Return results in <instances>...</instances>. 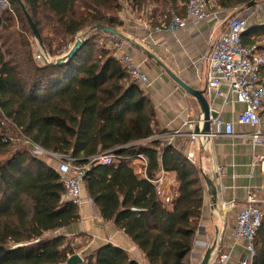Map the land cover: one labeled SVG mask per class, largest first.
Returning a JSON list of instances; mask_svg holds the SVG:
<instances>
[{"label":"trees","instance_id":"1","mask_svg":"<svg viewBox=\"0 0 264 264\" xmlns=\"http://www.w3.org/2000/svg\"><path fill=\"white\" fill-rule=\"evenodd\" d=\"M3 1L9 8L0 7V264H68L86 248L77 236L54 235L79 222L77 207L62 200L64 185L55 167L19 151L26 141L89 167L84 192L147 264H190L205 202L202 172L174 142L165 144L148 95L131 81L116 49L98 42L99 36H115L94 30H120L125 4L147 15L155 3L185 18L188 0H20L39 28L43 58L63 56L84 36L76 56L58 66L40 64L31 47L17 40L15 20L28 22L18 0ZM253 1L217 0L216 6L248 8ZM159 12L155 7L152 16ZM165 15L169 22L170 13L160 16ZM261 41L264 25L243 37L244 45L259 50ZM102 155H113L115 162L97 163ZM140 155L147 161L141 176L130 166ZM163 172L177 175L173 211L159 195ZM255 245L253 264H264V220ZM81 256L79 264H140L112 244Z\"/></svg>","mask_w":264,"mask_h":264},{"label":"crops","instance_id":"2","mask_svg":"<svg viewBox=\"0 0 264 264\" xmlns=\"http://www.w3.org/2000/svg\"><path fill=\"white\" fill-rule=\"evenodd\" d=\"M216 1H208L212 10L210 19L204 22L189 20L185 30L155 32L121 15L123 26L118 31L122 35L120 39L126 43L125 52L135 58L150 80V86L141 90L148 95L156 111L157 133L162 132L165 135L163 136L165 143L171 136L177 134L172 142L190 162L198 165L202 172L205 202L190 256V264H201L206 251L215 239H218V244L211 264H215L217 255L225 252L230 253L228 264H244L249 256L246 242L241 239L232 248H229L228 244L236 225L237 214L246 204L248 191L255 190L258 197L264 200V172L261 163L254 162L252 158L253 154L264 157V147H254L250 139L239 137L201 138L192 141L188 135L192 132V128L188 125H195L198 121L199 104L194 97L181 89L169 77L163 67L164 65L194 90H206L208 63L204 57L212 51L224 33L229 15L237 10V8L226 10L217 7ZM181 5L185 6V4ZM182 7L180 6V10ZM238 10L242 11V8L239 7ZM246 11L247 14L250 13L248 16L250 28L264 25V0H259L255 6L246 8ZM136 15L138 21L143 23L142 19L145 18L143 14L137 13ZM153 22L152 25L156 26ZM115 37L109 38L108 45L113 47L112 40ZM258 46L261 47L259 51L264 54V41H261ZM261 78L264 81V70ZM222 91L227 92V89L223 87ZM205 96L212 111L217 112L226 122L234 123L236 134L249 135L254 131L251 127L237 123L238 115L244 106L236 102L232 95L229 96L227 103L207 93ZM263 114L264 109L262 111L264 120ZM199 124L201 131L203 125L201 120ZM130 166L134 168L136 174L141 176L142 161H134L130 163ZM222 169H225V174L221 173ZM211 174H214L216 178L220 187L221 201L226 205L224 218L227 227L223 242L219 240L223 223L212 214L205 183V176ZM177 185L176 173L163 172L160 175L159 195L168 211L174 209ZM85 196H88L87 193ZM77 214L79 222L68 231L62 230L59 233L77 236L78 244L86 243V248L82 253L95 251L106 244H112L125 250L140 264H147L142 251L113 224L104 222L97 208L84 202L77 209Z\"/></svg>","mask_w":264,"mask_h":264},{"label":"built area","instance_id":"3","mask_svg":"<svg viewBox=\"0 0 264 264\" xmlns=\"http://www.w3.org/2000/svg\"><path fill=\"white\" fill-rule=\"evenodd\" d=\"M258 1L255 0L256 4ZM122 16L155 32L163 30L175 32L185 30L189 20L198 22L207 21L212 16V10L207 0H188L185 18H180L175 13H170V20L167 22L168 17L166 15L159 16L157 17L159 25L156 26L152 25L153 21L150 20L144 23L139 22L136 13L131 7ZM249 28L248 17L237 15L230 18L218 43L204 57V60L208 63L206 93L209 96L221 99L223 103H227L229 96L232 95L236 102L244 106V109L238 115L237 123L242 126L251 127L254 131L249 135L236 134L234 123L226 122L221 116H218L213 120L212 127L214 132L210 135H204L201 132L197 134L195 132V125L189 124L188 126L192 128V132L188 135L192 141L201 138L239 137L250 139L254 147H264V120L262 118V111L264 109V81L261 78V73L264 70V54L259 51L257 46L249 47L244 45L243 37ZM125 44L120 38H113L112 45L116 49L115 57L126 69L132 82L138 84L141 89L149 87L151 83L148 76L141 70L135 58L125 52ZM48 59L44 58V61L47 62ZM223 87L227 89V92L222 91ZM176 135L171 136L165 144L169 145ZM25 144L27 146L19 149V151H26L30 155L45 162L47 160L59 161L55 169L61 175V180L64 185V194L62 197L64 202L74 204L77 209L84 202L95 207L93 199L85 196L84 193L83 183L86 172L89 169L88 166H77L72 163L71 159L48 152L27 141ZM252 158L254 162L261 163L264 172V157L253 154ZM95 160L102 165H110L115 162L113 155H102ZM134 161H142V165L144 166L147 163L143 155L137 156L136 159L130 162L132 163ZM221 173L225 174V169H222ZM263 220L264 200L258 197V193L255 190H249L246 204L237 214L236 225L230 237V243L228 244L229 248H232L241 239L246 242L249 256L245 259L244 264H252L256 256L255 241ZM229 259L230 253H220L215 259V264H228Z\"/></svg>","mask_w":264,"mask_h":264},{"label":"water","instance_id":"4","mask_svg":"<svg viewBox=\"0 0 264 264\" xmlns=\"http://www.w3.org/2000/svg\"><path fill=\"white\" fill-rule=\"evenodd\" d=\"M18 2L20 4L21 9L23 11V14L25 15V18H26V20H27V22L31 28L32 33L34 34L35 38L37 39V41L41 45L42 50L44 51V48L42 46L41 36L37 30V27H36L32 17L30 16L29 12L27 11V9L23 5V3L20 0H18ZM0 3L2 4L3 7L6 6L5 1L0 0ZM255 4H256L255 1L251 2L248 5V8L255 6ZM94 30L102 31L104 33L122 38V35L119 31L111 29V28L98 26V27H95ZM84 42H85L84 36L83 37H81V36L77 37V39L75 40V43L72 45V47L70 48V50L68 51L67 54L60 56V57H57V58L51 57L48 59L47 63L51 66H58V65H63L65 63L70 62L76 56L78 51L82 48V46L84 45ZM163 67L166 70L169 77L181 89H183L189 95L194 97L199 104V107H200L199 115L200 116L202 115V118H200V116L197 117L198 121H196V124H195V132L197 134L201 132L204 135H210L212 133V129H213V127H212L213 120H215L219 116V114L217 112L211 110L210 103L205 96L206 90L205 91L194 90L193 88L189 87L185 82H183L181 80V78H179L177 75H175L173 72H171L168 68H166L164 65H163ZM0 118H1V115H0ZM199 118L203 124L201 131H200V124H199L200 120H199ZM205 183H206V187H207V194H208V199H209L212 214L214 216H216L220 220V222L223 223V230H222L220 237H219L220 242H223L224 235H225V229L227 227V222L224 218V211H225L226 205H224L221 201L220 187L216 182V178H215L214 174H211L209 176H205ZM217 244H218V239H215L214 243L211 244L210 247L208 248V250L206 251L201 264H211L212 258L214 256V253L216 252V249H217ZM81 262H83L82 256L81 255H75L69 259L68 264H79Z\"/></svg>","mask_w":264,"mask_h":264},{"label":"rangeland","instance_id":"5","mask_svg":"<svg viewBox=\"0 0 264 264\" xmlns=\"http://www.w3.org/2000/svg\"><path fill=\"white\" fill-rule=\"evenodd\" d=\"M122 1V0H121ZM183 3H185V2H183ZM178 4V6L180 5V3H177ZM0 7H1V9L2 10H5V9H8L9 8V6H8V3L6 4V6L5 7H3L2 6V4L0 3ZM129 5L128 4H125L124 5V8H123V10H122V12H121V15L123 14V13H127V11L129 10ZM155 7L157 8H159L160 9V12H159V14L158 15H156L155 17L154 16H152V11L155 9ZM239 8H237V10H238ZM146 10H148V11H151L149 14H147V15H144L143 14V16L145 17V18H143L142 20H143V23L145 22V21H148V20H150V21H154L157 17H159L160 15H161V13L162 12H166V13H175V11L173 10V9H170L169 7H167V8H161L160 6H158V5H156L155 3L154 4H152V5H150L148 8H146ZM234 10L233 12H232V14H230L229 15V18H228V20L230 19V18H232V17H235V16H244V17H248V16H250V13L249 14H247L246 12V8H242V11L241 10ZM241 11V12H240ZM135 12V11H134ZM136 13V12H135ZM137 14V13H136ZM121 17L122 16H120V19H121ZM249 18V17H248ZM122 20V19H121ZM227 22L228 21H226V24H227ZM34 23H35V21H34ZM153 24H154V22H153ZM35 25H36V23H35ZM36 27H37V30H38V32H39V28H38V26L36 25ZM13 30L15 31V33H16V36H17V40H19L22 44H24V42L25 43H27L28 45H29V47H31V49H32V51H34V54L36 55V60H37V62H39L40 64H42L43 62L42 61H44V58H43V56H45L44 55V51L42 50V47H41V45L39 44V42L37 41V39L35 38V36L33 35V33H32V31H31V28L28 26V24L25 22V21H23V22H21L18 18L15 20V23H14V27H13ZM39 34H40V32H39ZM40 36H41V34H40ZM99 38V40H98V42H99V44H100V46H102V45H104V47H105V43H106V47L105 48H109V49H115L114 47H112V46H110V45H108V42H107V40L109 41V38L108 37H106V36H99L98 37ZM115 54H116V52H114ZM39 57H41V59H39ZM57 58V57H56ZM17 141L18 142H20L21 140H20V138H17ZM27 146V144H25L24 142H21L20 143V146L18 147V149H23L24 147H26ZM46 163H48V164H50L51 166H53V167H57L58 166V164H59V161L58 160H47V162ZM56 234H59V232H56V233H54V235H56ZM81 254V253H80ZM83 254V253H82ZM81 254V255H82ZM77 255H79V254H77Z\"/></svg>","mask_w":264,"mask_h":264}]
</instances>
